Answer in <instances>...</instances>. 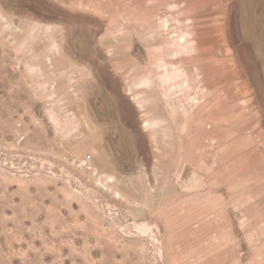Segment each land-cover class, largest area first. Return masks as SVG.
<instances>
[{"label":"rangeland","instance_id":"374dc122","mask_svg":"<svg viewBox=\"0 0 264 264\" xmlns=\"http://www.w3.org/2000/svg\"><path fill=\"white\" fill-rule=\"evenodd\" d=\"M0 264H264V0H0Z\"/></svg>","mask_w":264,"mask_h":264}]
</instances>
